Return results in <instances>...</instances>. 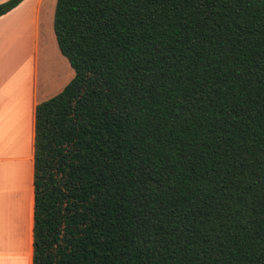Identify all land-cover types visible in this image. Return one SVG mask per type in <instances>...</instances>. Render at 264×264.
<instances>
[{"label":"trees","instance_id":"obj_1","mask_svg":"<svg viewBox=\"0 0 264 264\" xmlns=\"http://www.w3.org/2000/svg\"><path fill=\"white\" fill-rule=\"evenodd\" d=\"M52 31L31 264H264V0H55Z\"/></svg>","mask_w":264,"mask_h":264},{"label":"crops","instance_id":"obj_2","mask_svg":"<svg viewBox=\"0 0 264 264\" xmlns=\"http://www.w3.org/2000/svg\"><path fill=\"white\" fill-rule=\"evenodd\" d=\"M54 4L22 0L0 16V264H31L35 107L74 76L54 39Z\"/></svg>","mask_w":264,"mask_h":264}]
</instances>
